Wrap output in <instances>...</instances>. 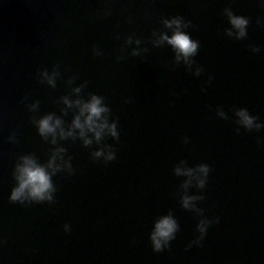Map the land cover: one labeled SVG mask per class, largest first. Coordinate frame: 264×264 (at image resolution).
<instances>
[{
  "label": "water",
  "instance_id": "95a60500",
  "mask_svg": "<svg viewBox=\"0 0 264 264\" xmlns=\"http://www.w3.org/2000/svg\"><path fill=\"white\" fill-rule=\"evenodd\" d=\"M225 8L249 19L245 39L225 35ZM173 16L190 21L181 30L199 41L190 70L160 40L173 34L175 26L162 23ZM54 65L53 88L40 72L53 75ZM93 93L104 97L111 113L103 115L117 120L120 135L105 130L96 141L86 130L93 143L85 147L71 125L79 107L63 97L87 101ZM241 107L264 122V0H0V264H264V128L238 125L233 109ZM48 113L75 138L61 139L57 129L55 145L51 135L44 140L32 118ZM105 144L116 159H93ZM62 147L54 202L10 201L21 157L51 172L48 160ZM200 163L211 169L205 188L194 177L184 191L203 194L195 206L219 221L197 245L201 217L180 203V184L190 178L173 169ZM169 210L179 231L156 252L150 233Z\"/></svg>",
  "mask_w": 264,
  "mask_h": 264
},
{
  "label": "clouds",
  "instance_id": "9594fccd",
  "mask_svg": "<svg viewBox=\"0 0 264 264\" xmlns=\"http://www.w3.org/2000/svg\"><path fill=\"white\" fill-rule=\"evenodd\" d=\"M224 13L228 18V22L231 27L225 28V35L237 40L245 39L247 37V26L249 24V19L243 15L234 14L231 8H225ZM162 23L166 28L172 29L175 26L173 34L171 36L166 33H162L160 40L167 41L168 44L172 46L176 53V64H179L181 58H183L185 64L188 65V70L191 69V65L195 64V61L192 59L196 56L199 49V41L194 40L191 36L182 31L189 27L190 21H186L182 16H173L171 19L163 18ZM137 44L140 43V40L135 41ZM126 43H132V36L126 38ZM253 52H259L261 49L256 46H250ZM98 48H93L94 55H101ZM133 56H139L140 53L136 50H133L131 53ZM122 56L117 57V59H122ZM54 68L57 69L53 75H49L47 70H41L40 75L47 78V83L53 88L56 86L55 77L59 75V66L54 65ZM203 68L198 66L195 73L196 76H199ZM71 79H75L72 77ZM71 79L69 82H71ZM211 80V77H209ZM42 82V81H41ZM86 86V84L81 87ZM81 87H76L73 91L79 93ZM26 99V98H25ZM104 97L98 94H91L90 99L83 101L77 99L76 101H70L67 96L63 97V101L69 107H72V104L75 103L79 107V113L74 115V118L71 121L73 129L79 130V136L83 138V145L85 147H90L93 141L86 136V130L95 134L96 141H100L102 133L107 130V135L112 138L119 140V130L117 127V120L113 119L112 122H109L107 116L103 115L105 113L110 114L111 109L105 106L102 103ZM39 105V101H36L34 104L28 106L29 110H34ZM234 115L236 117V123L240 126H243L248 131L260 130L264 128V122H260L258 117L253 116L249 113L246 108H234ZM217 115L223 119H228L229 117L222 108L217 109ZM83 117V120L81 119ZM33 123L37 127L38 134L44 139L48 140L49 135L52 136L51 144H56L57 129H59V137L61 139H67L68 137L75 138V133L70 129L68 132H65L62 124L64 121L59 116H54L53 113H48L42 115L40 118H32ZM99 121V122H98ZM239 131V128H237ZM9 140L15 139V134H10L8 137ZM185 143H187V137L184 138ZM261 141L258 140V143ZM104 147L108 148L107 155L104 154ZM67 149L65 147L58 148L52 152L50 159L48 160L47 167L51 168V172L46 170L45 166L38 165L36 160L32 156H23L21 157L24 161L22 165H15L14 178L18 181V185L13 187L10 193V201L18 202L24 204L26 202H54V193L57 191L55 184L53 183L52 176L56 175L58 172L64 171V168L61 165L55 164L56 156L59 153L65 154ZM92 158L99 160L103 156V161L105 163L113 161L116 159V151L111 144H105L103 147L94 150L92 153ZM63 158V157H61ZM185 160H180L179 165L186 164ZM175 165L173 171L176 176L180 177L185 175L190 179L183 180L180 184L181 194H180V203L181 206L189 211H194L201 218L197 224V231L199 235L195 238L192 243L199 245L203 240L204 236L207 233L208 227L213 222H218L219 217H216L215 220H210L207 217L203 216V209L195 206V201H201L205 197L201 195H188L185 189L192 183V179H196L195 187L198 189H204L207 183V178L209 172L211 171L210 166L206 163H200L192 167L181 168ZM67 173L72 174L74 169L71 164V157L67 158ZM199 172L202 174V177H196L195 173ZM65 231L70 230V225H64ZM179 231V224L177 219L173 216L171 210H169L167 215H162L154 223V227L150 233V240L152 243L153 250L156 252L163 251L166 248L170 247V241L175 239L176 233ZM191 246V245H189Z\"/></svg>",
  "mask_w": 264,
  "mask_h": 264
}]
</instances>
